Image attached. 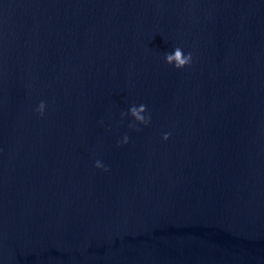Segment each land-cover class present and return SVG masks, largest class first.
Listing matches in <instances>:
<instances>
[{
	"label": "water",
	"instance_id": "95a60500",
	"mask_svg": "<svg viewBox=\"0 0 264 264\" xmlns=\"http://www.w3.org/2000/svg\"><path fill=\"white\" fill-rule=\"evenodd\" d=\"M0 264H264V0H0Z\"/></svg>",
	"mask_w": 264,
	"mask_h": 264
},
{
	"label": "clouds",
	"instance_id": "9594fccd",
	"mask_svg": "<svg viewBox=\"0 0 264 264\" xmlns=\"http://www.w3.org/2000/svg\"><path fill=\"white\" fill-rule=\"evenodd\" d=\"M166 63L170 66H174L176 70H183L185 67H190L192 64V54L189 53L187 56L184 55L182 49L177 47L173 53L166 54L165 56ZM46 105L44 102H41L38 107L36 108V112L42 117L45 113ZM146 112V106L141 105L138 108L136 106H132L129 109L128 113H122V119L126 115H130L134 121L138 124L147 126L151 121V116L145 115ZM129 128H135V125L130 124ZM136 131H139V129H135ZM170 134H164L163 140L167 141L169 139ZM123 143H128V137L125 136L123 139ZM120 145V142L118 141V146ZM95 168L96 169H102L103 171L107 172L108 169L101 163V161L97 160L95 162Z\"/></svg>",
	"mask_w": 264,
	"mask_h": 264
}]
</instances>
